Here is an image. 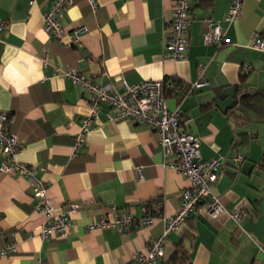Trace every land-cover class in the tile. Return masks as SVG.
<instances>
[{"label":"crops","instance_id":"0c3cea01","mask_svg":"<svg viewBox=\"0 0 264 264\" xmlns=\"http://www.w3.org/2000/svg\"><path fill=\"white\" fill-rule=\"evenodd\" d=\"M172 2L97 0L93 11L87 0H73L60 16L65 40L77 27L87 32L81 47H66L43 31L42 14L51 0H0V21H7L0 44V114H7L8 129L22 146L16 159L36 168L52 207L67 212L72 223L66 238L42 239L45 218L34 209L30 186L20 176L0 173V251L15 243L13 253L0 255V264H129L161 234V218L124 232L86 227L121 213L138 221L142 207L169 217L189 186L185 176L166 165L171 157L163 156L154 130L130 120L111 122L106 105L73 155L88 104L69 79L54 74L55 65L74 68L120 94L122 81H176L178 90L167 95L166 105L192 118L187 130L199 139L201 157L234 152L243 157L237 164L227 159L211 186L225 211L240 209L241 219L236 224L226 212L213 217L202 205L184 224L196 236L185 242L189 262L183 264H264V173L257 166L264 136L259 139L246 118L250 110L264 120V99L241 107L240 126L226 114L235 87L247 88L249 96L264 92V51L250 48L254 32L264 39V0H243L240 18L231 24L223 21L230 0H191L187 48L180 60L165 51ZM207 18L224 30L221 46L203 43ZM198 81L207 85L187 93ZM181 238L180 231L168 235L163 264Z\"/></svg>","mask_w":264,"mask_h":264},{"label":"built area","instance_id":"2783aa9c","mask_svg":"<svg viewBox=\"0 0 264 264\" xmlns=\"http://www.w3.org/2000/svg\"><path fill=\"white\" fill-rule=\"evenodd\" d=\"M87 2L94 11L97 7V0H87ZM242 2L243 0H230L223 19L226 24H231L240 18ZM190 3L191 0H173L172 2L171 16L166 25L168 33L165 41V51L172 60L182 59L187 48ZM32 4L33 2L30 3V5ZM72 4L73 0H51L49 9L42 14L43 31L66 47H81V36L87 32V28L85 26L75 28L72 31L71 40L66 41V32L60 24L62 9ZM206 24L207 29L203 34V43L221 46L225 38L220 23L212 18H207ZM6 27L7 21L1 20L0 44L3 42L2 34ZM250 48L260 52L264 51V39L259 33L252 34ZM42 63L44 65L48 63L46 54ZM246 69L249 70V68ZM53 72L69 79L87 99L88 113L82 119L79 131L74 137L73 155L77 154L82 147L83 137L98 123L100 106L106 105L112 112L108 116L111 122L130 120L135 124L144 125L154 130L163 156L171 157L166 165L185 176L189 181V186L181 190L178 209L169 217H161L160 214L152 215L147 208L142 207V218L138 221L127 213H121L115 219H101L86 227L88 230L114 228L119 232H124L135 225L149 226L155 218H161L164 223L161 234L149 244L146 253L133 255L129 264H163L164 247L168 235L178 232L186 219L195 215L202 205L206 206L213 217L226 212L219 197L213 193L211 186L217 181L218 174L227 159L237 164L242 161L243 157L238 152H234L229 157L208 160L201 157L199 139L187 130L192 118L189 115H183L179 107L169 110L166 105L167 95L174 94L178 90L176 81L166 78L144 80L132 85L122 81L125 91L120 94L114 91L109 84L97 85L93 78L85 77L71 67L62 68L55 65ZM206 85V81L195 82L188 87L187 93ZM21 147L19 139L8 129L7 114L1 113L0 173L20 176L30 186L34 209L45 218V222L40 226L39 236L44 240L64 239L72 228L68 213H57L54 210L48 199L45 183L36 177V168L29 167L16 159ZM137 173L139 175L140 169L137 170ZM76 208V205L70 206L71 210ZM226 214L236 224L242 217L240 209H234ZM14 250L15 243H9L0 251V255L13 253Z\"/></svg>","mask_w":264,"mask_h":264},{"label":"trees","instance_id":"16d2710c","mask_svg":"<svg viewBox=\"0 0 264 264\" xmlns=\"http://www.w3.org/2000/svg\"><path fill=\"white\" fill-rule=\"evenodd\" d=\"M235 102L232 106H230L226 112L228 117L235 123V125L240 126L243 123H240V120H243V117L239 115L238 112L241 111V107H250L251 104L260 103L262 99H264L263 91H255L253 95H248L247 88L245 87H235ZM252 100V101H249ZM258 169L264 173V153L261 161L257 164ZM190 218V217H189ZM189 218L186 219L185 222H188ZM188 220V221H187ZM185 224V223H184ZM182 233V238L179 243L176 245V249L172 256L168 259L166 264H183L186 261L189 262V251L185 246V242L188 241L190 243L195 239L196 233L194 229H187V227L182 226L179 230Z\"/></svg>","mask_w":264,"mask_h":264},{"label":"rangeland","instance_id":"374dc122","mask_svg":"<svg viewBox=\"0 0 264 264\" xmlns=\"http://www.w3.org/2000/svg\"><path fill=\"white\" fill-rule=\"evenodd\" d=\"M246 118L249 120L251 131L256 133L259 136V139H263L264 136V120L262 119L261 115L256 114L248 110L246 112Z\"/></svg>","mask_w":264,"mask_h":264},{"label":"water","instance_id":"95a60500","mask_svg":"<svg viewBox=\"0 0 264 264\" xmlns=\"http://www.w3.org/2000/svg\"><path fill=\"white\" fill-rule=\"evenodd\" d=\"M232 95V94H231ZM236 100L235 99H233V103L235 102Z\"/></svg>","mask_w":264,"mask_h":264}]
</instances>
